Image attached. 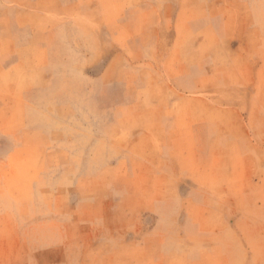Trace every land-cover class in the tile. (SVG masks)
<instances>
[{"label": "rangeland", "instance_id": "374dc122", "mask_svg": "<svg viewBox=\"0 0 264 264\" xmlns=\"http://www.w3.org/2000/svg\"><path fill=\"white\" fill-rule=\"evenodd\" d=\"M0 264H264V0H0Z\"/></svg>", "mask_w": 264, "mask_h": 264}, {"label": "crops", "instance_id": "0c3cea01", "mask_svg": "<svg viewBox=\"0 0 264 264\" xmlns=\"http://www.w3.org/2000/svg\"><path fill=\"white\" fill-rule=\"evenodd\" d=\"M39 1V0H38ZM32 13L30 11V15L32 16ZM25 14H28V13H25ZM30 17L29 15L27 16V18ZM38 17V16H36ZM5 18H2V21H4ZM15 21L18 25V27H21V19L17 16V18H15ZM5 26L2 27L3 30H5L4 28L7 26L6 24H4ZM30 27H31V30L32 32L34 31L32 28H33V25L30 24ZM37 32L36 34H33L32 35V39L30 41V43L27 45V46H20V47H15L14 44H10L9 42L7 43L8 44V48H9V53L11 54H14L15 57H14V61L12 63V66H16L18 64L21 63L22 60L20 59H29L32 57V59L34 60V58L40 53L39 48H40V40L36 39L35 37L37 36V34L39 33V29H36ZM12 48H15V49H11ZM36 50V52H35ZM23 62V61H22ZM31 63V62H29ZM33 64V63H31ZM10 68V67H9Z\"/></svg>", "mask_w": 264, "mask_h": 264}]
</instances>
